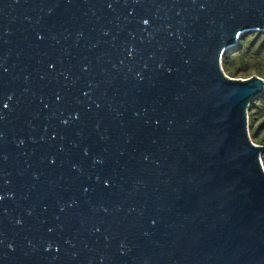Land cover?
I'll return each mask as SVG.
<instances>
[{"label": "water", "instance_id": "1", "mask_svg": "<svg viewBox=\"0 0 264 264\" xmlns=\"http://www.w3.org/2000/svg\"><path fill=\"white\" fill-rule=\"evenodd\" d=\"M248 32L264 0H0V264H264Z\"/></svg>", "mask_w": 264, "mask_h": 264}, {"label": "trees", "instance_id": "2", "mask_svg": "<svg viewBox=\"0 0 264 264\" xmlns=\"http://www.w3.org/2000/svg\"><path fill=\"white\" fill-rule=\"evenodd\" d=\"M251 57H264V33L248 32L243 34L235 47L228 49L222 58V69L230 78H239L248 74V68L243 61ZM239 59V61H237ZM258 76L264 79V69L258 71ZM249 131L258 145L264 141V93L255 98L248 110ZM263 135L258 139L259 133ZM264 161V151L261 154Z\"/></svg>", "mask_w": 264, "mask_h": 264}, {"label": "rangeland", "instance_id": "3", "mask_svg": "<svg viewBox=\"0 0 264 264\" xmlns=\"http://www.w3.org/2000/svg\"><path fill=\"white\" fill-rule=\"evenodd\" d=\"M237 61H239V59H237ZM244 65L247 66L248 68V74L247 75H244V76H240L239 78H236L237 80H247V79H250L252 78L253 76H258V71L259 70H262L264 69V57H251V58H246L244 61H243ZM225 73V72H224ZM226 74V73H225ZM227 76V74H226ZM228 77V76H227ZM260 77V76H258ZM230 78V77H229ZM261 78V77H260ZM230 79H235V78H230ZM235 79V80H236ZM263 79V78H262ZM264 80V79H263ZM250 132V131H249ZM263 133L260 132L259 135H258V139H260L262 137ZM251 137V135H250ZM251 140L254 144L258 145L257 142L255 139H253L251 137ZM263 144L262 145H259V146H263L264 147V141L262 142ZM262 160V159H261ZM262 165H263V168H264V161L262 160Z\"/></svg>", "mask_w": 264, "mask_h": 264}]
</instances>
